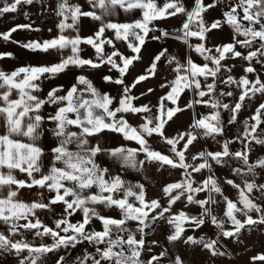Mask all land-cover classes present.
<instances>
[{
	"label": "snow or ice",
	"instance_id": "snow-or-ice-1",
	"mask_svg": "<svg viewBox=\"0 0 264 264\" xmlns=\"http://www.w3.org/2000/svg\"><path fill=\"white\" fill-rule=\"evenodd\" d=\"M87 4L85 10L70 0H55L54 8L51 0H2L0 17L16 13L22 5H39L42 15L52 12L58 18V35L26 43L13 42L33 53H55L59 60L51 64H28L11 71L0 69V128L3 129L0 132V224L6 229L0 230V259L14 257L16 264H42L44 255L57 253L55 264H69L65 256L58 255L59 250L74 249L88 242L95 252L84 251L75 257L73 264H186L179 251L173 252L162 247L158 240L149 239V234L162 224L170 226L166 237L169 245L182 243L189 248L201 247L212 256L225 255L218 250L220 236L240 243L244 232L264 226V206L254 198L257 193L264 198V183L257 180V170L264 172V156H258L255 161L250 159L254 144L264 146V129H261L264 102L259 103L249 120L243 121V132L224 139L220 150L198 151L191 156L192 162L188 161L187 153L195 146L199 130H202L199 134L214 140L223 134L221 109L231 113L228 123L232 124L246 99L251 100L257 94L264 97V80L253 66L255 62L264 68V0H212L211 3L193 0L190 8L183 0H165L162 6L156 0H87ZM217 6L226 9L222 18L205 20V14ZM117 9L125 13L139 9L142 16L131 22H115L110 17L117 14ZM177 16L185 19L172 32L157 29L153 23ZM82 18L98 22L96 31L81 36ZM224 25L232 30V40L210 43L213 32L222 30ZM17 30L40 31L31 23L16 24L0 36L7 41ZM68 30L75 35H66ZM157 31L159 35L149 36ZM108 32L113 37L106 36ZM169 38L183 43L186 49L183 56L162 49L151 61L147 74L134 78L131 85L126 84L130 66L142 59V47L147 40ZM193 38L196 43H192ZM114 40L126 41L133 55L121 52ZM81 45L94 49L95 58H84ZM106 46L112 50L106 51ZM239 49H245L246 54ZM65 50H70V54L65 55ZM192 54L202 57L203 62H196ZM4 57L14 58L12 53H0V59ZM235 58L247 62L244 72L255 74V79H249L248 75L236 79L231 75L232 69L226 67V62ZM165 61L175 75L161 87L167 86L170 91L159 99L158 107L136 105L134 101L140 97L134 96L132 89L146 82L149 76L157 75L159 64ZM102 67L117 73L115 77L102 75L104 83L120 86L117 96L102 92L84 74L77 75L69 87L52 83L71 68ZM209 78H212L210 83ZM233 84L240 89L239 97L234 104L225 103L222 98L233 96V92L223 91L220 86ZM185 90L193 93V99L186 103L188 109L204 105L212 111L199 118L193 113L189 130L169 137L166 125L184 111L183 107L171 105L178 104ZM152 91L147 89L148 93ZM169 101L171 105L167 104ZM46 107L52 110L46 112ZM153 107H157L156 112ZM132 115H139L142 122L133 126L126 118ZM106 132L118 134L137 147L106 146L102 141ZM47 133L55 141L48 151L42 144ZM153 135L169 146L171 155L151 146ZM235 142L242 147L232 151L230 146ZM49 156L50 162L45 166V158ZM101 157L107 163H100ZM231 161L239 162L231 171L241 182L226 179L224 183L237 191L235 201L224 194L214 172V165L231 167ZM150 164L182 173L181 179L163 187L167 197L164 204L159 199H149L143 183L130 182L113 171L114 166L124 171H140ZM17 173L24 174L26 179H19ZM197 175L202 179L197 180ZM34 187L40 190L38 196H43L45 190L49 193L47 202L20 199L21 190L31 191ZM197 194H203L204 198ZM217 196L221 198L219 201ZM178 201L186 202V206L197 205L201 211L198 215L183 210L173 212ZM218 203L224 205L223 216L231 224L229 229H225L224 220L212 211V206ZM57 205H62V211L56 215L54 227L43 224L36 216L37 210L54 212ZM98 206L118 209L119 218L101 214ZM77 213L82 218L72 222L70 218ZM96 221L101 225L99 230L93 227ZM129 222L136 223L135 229L128 226ZM208 223L219 229L217 239L186 235L188 228L195 231ZM25 232H33L38 238L51 237L53 242H41L37 246L25 238L15 239L23 237ZM155 248L161 250L155 252ZM25 252L27 255H23ZM251 260L253 264H264V253Z\"/></svg>",
	"mask_w": 264,
	"mask_h": 264
},
{
	"label": "rangeland",
	"instance_id": "rangeland-1",
	"mask_svg": "<svg viewBox=\"0 0 264 264\" xmlns=\"http://www.w3.org/2000/svg\"><path fill=\"white\" fill-rule=\"evenodd\" d=\"M80 5L87 10L88 4L87 0H79ZM52 7L54 8V0H51ZM165 0H156V3L160 6L164 4ZM184 4L187 7H191L193 0H183ZM207 2L211 3L212 0H207ZM0 6H2V0H0ZM226 9L220 6H217L211 10H209L205 14V20L211 21L214 19H221L222 13ZM24 13L28 15L25 16ZM142 16L141 10L137 9L129 13H125L122 10L117 9V14L110 17L115 22H131L134 19H139ZM185 17L177 16L175 18L169 17L164 20H158L153 22L157 29H165L169 32H172L174 29H179L184 21ZM31 23L34 28H39L40 31H30V30H17V32L13 33L9 40H4L2 36H0V53H12L14 58L4 57L0 59V69L4 68H18L24 65L32 64H51L55 63V54H44V53H33L29 50L22 48L19 44L14 43L13 41H20L21 43H26L30 40H44L50 39L54 37V14L49 12L47 14L42 15L40 13L39 5H22L18 8L16 13H8L3 17H0V33L7 31L11 27L16 24H25ZM98 26V22H93L90 19L81 20V33L82 36L90 35L94 31H96ZM152 27V25H150ZM48 29H52L51 32ZM159 35V31L154 33H149V36ZM106 36L109 38L113 37L112 32L106 33ZM233 38L232 30L224 25L222 30L213 32L211 36L210 43L220 44L230 42ZM117 48L123 52L125 55L131 56L133 53L127 47L126 41H115ZM192 43H196V39H192ZM167 49L170 53H180L181 57L185 52V46L182 42L176 41L172 38L167 40L159 41V40H147L146 45L142 47V59L138 61H134L133 65L130 66V73L127 74V78L125 83L128 85L133 84L134 78L138 77L141 74H147V69L150 67V63L153 60L154 56L161 51L162 49ZM111 46H106V51H111ZM242 52H245V49H239ZM84 53L85 58H95V50L90 46L84 45ZM192 58L198 62L202 63L203 59L197 54H192ZM247 66V62L243 61L239 58L229 59L226 62V67H231V75L234 78L239 79L241 76L248 75L249 79H255V74H246L244 72V68ZM253 66L256 67L257 72L260 73V77L264 80V68H261L260 65L253 62ZM84 74L89 79H91L94 85L99 88L102 92H107L111 96H117L120 93V86L115 84H107L102 80V75H113L114 77L117 75L114 71L109 70L108 67H102L100 69H90L85 68L83 70H78L76 72L70 73H62L60 74L54 81V84H64L65 87H69L72 83L75 82V78L77 75ZM227 71L225 70V76L227 75ZM174 72L168 67L167 62L160 63L158 66V74L155 76H149L146 82H141L139 85L132 89V94L134 96L140 97L135 100L134 103L136 105L141 104H149L150 107L157 106L159 104V99L167 94L170 91V88L165 86L161 87L162 84L167 85L169 81L174 79ZM212 78H209V83ZM49 82H45V90H47V84ZM221 90L223 91H231L233 92V96L231 97H223V102L234 104V102L238 99L240 94V89L236 87V85L223 86L221 85ZM151 88L153 91L151 93L147 92V89ZM144 93V95H141ZM198 99V97H196ZM193 99V93L185 90L181 93V99L178 101L177 105H171V102H167L168 105L173 107L180 106L184 108L182 113L178 114V119H174L170 122L169 125H166L167 135L169 137H173L179 133H183L189 130V126L192 123L193 113H195L196 118H199L201 114L208 115L211 113L212 109L210 106L204 105H196L193 109H188L186 107V103ZM264 102V97L257 94L256 97H253L251 100L246 99L244 102V106L240 110L237 115V121L235 123L229 124L228 120L230 118L231 113L227 110L221 109V119L224 123V131L223 134L217 135L216 139H212L211 137H204L202 134V130L198 132L197 141H195V146L191 147V150L187 153L188 161H191V156L198 151L209 150V151H217L220 150L222 142L224 139H232L238 134L243 132V121L249 120V118L254 114L255 108L259 105V103ZM157 107H153V112L157 111ZM128 116H126L127 118ZM131 117V116H130ZM142 122V118L139 115H132L131 123L133 126ZM251 123V121H249ZM261 129H264V125L261 126ZM261 129H258L260 131ZM197 131V130H193ZM102 141L106 146L115 147L118 145H126L130 147H137L134 142L124 141L123 138L118 134H113L110 132L104 133L102 137ZM219 141V143L217 142ZM151 146L159 150L161 152L167 153L171 155L169 146L161 140L158 136L153 135L150 139ZM254 143V142H253ZM55 145V141L52 139L50 133L46 134V151L52 146ZM179 147V145H178ZM231 150L236 151L241 149V145L239 142H235L231 144ZM258 156H264V146L255 145L253 147V151L250 154V159L255 161ZM143 158V155L140 157ZM47 162H50V156L47 157ZM100 163H107L106 159L101 157L99 160ZM231 167L229 166H219L214 165V172L216 177L220 179L222 189L224 194L233 199L234 201L238 198L237 191L231 186L224 183L226 179H233L236 183H240V179L236 177L231 168L238 167L239 162L231 161ZM113 171L116 173H120L123 178L126 180L136 183H143L146 189L147 197L149 199L156 198L159 199L162 204L166 202L167 197L163 193L162 189L170 182H175L182 178V173L180 170H174L167 166H158L156 164H150L143 168L140 171L137 170H121L119 166H114ZM259 175L257 176L258 182L264 183V172H260L257 170ZM208 175L207 170L204 171V176ZM197 180L202 179L200 175L196 176ZM95 191V189H93ZM200 198H204L203 194H197ZM254 198L256 202L264 206V198H261L259 194H255ZM219 201L221 198L219 196L216 197ZM98 210L101 214L106 216H112L119 218L120 213L116 208H104L102 206H98ZM180 210L185 211L190 215H198L201 211L200 207L197 205H187L186 202H177L172 211L178 212ZM224 205L222 203H218L212 206V211L214 214L218 216V218L224 220L225 229L231 228L230 222L223 216ZM62 211V205H57L54 209V212H49L46 210V214L42 217L43 224L54 227V219L56 215ZM255 215V213H253ZM82 218V214L77 213L73 217H71L72 222H76ZM130 228L135 229L136 223L129 222L128 225ZM93 227L97 230L101 228V225L98 221L94 222ZM187 227V226H186ZM6 231V229H0ZM170 226L167 224H162L157 226V230L153 233L149 234V239H156L159 241V244L162 247H168L171 251L176 252L179 251L181 255L184 257L186 264H253L251 258L260 253H264V226H262L258 230H253L252 232H244L242 237V242L237 243L236 240L232 238H225L220 236L218 238V250L223 251L226 254L222 256H212L207 250H203L201 247H186L182 243L179 245H169L166 239L169 234ZM34 232V230H33ZM33 232H25L23 237L17 236L15 239L25 238L29 240L34 245H39L41 242L45 244H51V237H43L38 238L34 237ZM219 229H217L214 225L208 223L203 225L201 228L193 231L191 228H188L186 231V235H193L196 238L204 236L206 239H217V233ZM160 248H155V252H159ZM84 251H89L94 253L95 249L92 244L85 242L83 244H79L76 248H69L67 250L61 249L59 250L58 255H63L68 260L69 264H73L75 257L80 256ZM23 255H27V252L23 253ZM147 255L144 256V259H147ZM57 259V253H48L42 257V264H55ZM0 264H16V260L14 257H8L6 259H0ZM259 264V262H257Z\"/></svg>",
	"mask_w": 264,
	"mask_h": 264
},
{
	"label": "crops",
	"instance_id": "crops-1",
	"mask_svg": "<svg viewBox=\"0 0 264 264\" xmlns=\"http://www.w3.org/2000/svg\"><path fill=\"white\" fill-rule=\"evenodd\" d=\"M71 3H79L80 4V1L79 0H70ZM54 4V7H55V0L53 2ZM71 22V21H69ZM58 23V18L54 15V36L58 35V29L56 28V24ZM66 35H69V36H73L75 35L74 32H72L71 30H68L66 33ZM80 34L82 36V33L80 31ZM81 48L83 49V51L81 52V55L85 58V53H84V45H81ZM55 54V53H54ZM65 55H69L70 54V50H65ZM59 60V57L55 54V62H58ZM15 68H4V70L6 71H11ZM78 70H81V69H78V68H71L69 71L65 72V73H70V72H76ZM53 83V82H52ZM54 84V83H53ZM46 88V86H45ZM14 98H15V95H14ZM52 108L51 107H46L45 111L48 112V111H51ZM127 119L129 120V122L131 123V120H132V116H128ZM132 124V123H131ZM50 126V125H49ZM3 129L0 128V132H2ZM42 144L43 146L45 147V150H46V135L42 141ZM45 166H48V162H47V157L45 158ZM17 177L19 179H26V176L24 174H20V173H17ZM40 190L38 188H33L31 191H29L28 189H23L21 190L20 192V199L24 200V201H31V200H36V199H42L44 200L45 202H47V198L49 196V193L45 190L43 192V196H38L37 193L39 192ZM46 214V210H37L36 212V216L39 217L40 219H42V217ZM0 229H5V226L3 224H0Z\"/></svg>",
	"mask_w": 264,
	"mask_h": 264
}]
</instances>
